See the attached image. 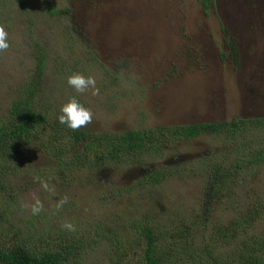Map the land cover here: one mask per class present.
Masks as SVG:
<instances>
[{"label": "rangeland", "instance_id": "rangeland-1", "mask_svg": "<svg viewBox=\"0 0 264 264\" xmlns=\"http://www.w3.org/2000/svg\"><path fill=\"white\" fill-rule=\"evenodd\" d=\"M48 2L70 14L53 16L44 0H0V26L8 33L9 44L0 51V121L9 115L35 68L32 35L48 51L46 93L37 98L36 110L51 119L61 115V107L73 97L93 113L92 122L84 127L92 132L264 116V0H216L214 9L208 10L200 0ZM74 73L94 77L99 95H92L91 89L77 93L67 83ZM225 147L230 145L220 137L205 136L166 148L159 160L143 165L174 168L160 184L137 186L133 168L138 165L126 159L127 165L118 172H90L94 176L81 182L86 170L69 186L56 174V161L35 146L12 179L13 195L0 191V211L7 212L12 227L23 233L31 227L25 221L33 216L37 226H52L58 233L66 232L61 227L65 222L75 231L116 232L133 217L146 216L156 227L173 228L201 213L206 183L201 162L212 158L210 151L222 157ZM40 180L54 191L44 190ZM251 181L264 185V171L248 175L246 182ZM33 193L44 206L38 215L22 207L33 202ZM65 196L67 202L57 208ZM221 207L225 217L226 206ZM109 244L99 241L87 247L83 263L108 264Z\"/></svg>", "mask_w": 264, "mask_h": 264}, {"label": "trees", "instance_id": "trees-1", "mask_svg": "<svg viewBox=\"0 0 264 264\" xmlns=\"http://www.w3.org/2000/svg\"><path fill=\"white\" fill-rule=\"evenodd\" d=\"M200 1L206 10L216 4V0ZM44 5L53 16L70 14L68 9L56 10L48 0ZM31 40L35 68L18 91L19 98L13 101L9 115L0 121V191L13 195L12 179L35 146L56 161V174L69 186L86 170L88 174L81 182L94 176L90 172H118L127 165L126 159L138 165L133 168L138 174L137 186L160 184L174 168L143 165L154 158L159 160L164 150L177 142L220 137L230 147L224 148L220 158L210 151L212 158L201 162L206 174L203 209L173 228L156 227L146 216L133 217L127 226L109 232L113 237L100 230L94 234L67 229L58 233L52 226H37L33 216L25 221L31 227L23 233L18 226L12 227L14 222H9L7 212L0 211V233L4 236L0 238V264H84L82 251L99 241L110 243L108 264H264V185L246 182L248 175L264 171V116L126 132H92L84 127L72 131L59 122L58 115L51 119L36 110L37 98L46 93L43 79L48 51L33 35ZM230 48L234 50L235 45ZM104 200L109 201V196ZM220 206H226L225 217ZM114 252L117 258L111 256Z\"/></svg>", "mask_w": 264, "mask_h": 264}, {"label": "clouds", "instance_id": "clouds-1", "mask_svg": "<svg viewBox=\"0 0 264 264\" xmlns=\"http://www.w3.org/2000/svg\"><path fill=\"white\" fill-rule=\"evenodd\" d=\"M8 33L5 31L3 26H0V51H6L9 48L7 43ZM67 83L77 92L83 94L87 90H92V95H99V89L96 88V80L92 76L85 77L83 74L74 73L68 77ZM60 112L58 119L61 124H65L70 130L77 131L82 127H86L92 122L93 113L90 109L85 108L79 103V101L73 97L66 104H64ZM41 187L47 191H54L50 189L46 181L40 180ZM32 203H24L22 207L30 209L33 215H38L43 211V203L36 196L35 193L32 194ZM67 197H63L59 203L56 205L57 208L61 207L64 203L67 202ZM62 228H65L69 231H75V226L70 222H65L61 225Z\"/></svg>", "mask_w": 264, "mask_h": 264}]
</instances>
